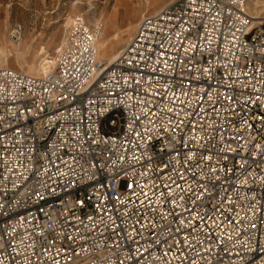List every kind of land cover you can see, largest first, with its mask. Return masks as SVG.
Instances as JSON below:
<instances>
[{"label":"built area","instance_id":"obj_1","mask_svg":"<svg viewBox=\"0 0 264 264\" xmlns=\"http://www.w3.org/2000/svg\"><path fill=\"white\" fill-rule=\"evenodd\" d=\"M251 1L173 0L111 64L76 17L44 74L0 65V264H264Z\"/></svg>","mask_w":264,"mask_h":264},{"label":"rangeland","instance_id":"obj_2","mask_svg":"<svg viewBox=\"0 0 264 264\" xmlns=\"http://www.w3.org/2000/svg\"><path fill=\"white\" fill-rule=\"evenodd\" d=\"M172 1L0 0V27L2 28L0 36L2 31L5 33V44L0 42V48L6 46L11 51L8 57L3 56L0 60L4 64L6 63L8 67L22 71L25 69L26 73L28 70H32L28 72L31 75L47 72L53 66L63 36L70 27L66 26L68 20L73 18L75 22L76 17H83L90 25L100 20L103 22L104 32L101 40L106 38L113 39V34L125 31L128 24L131 23L132 30L127 34L125 43L120 45L110 42L108 47L104 49L99 47L101 58L111 61L122 52L130 38L135 35L138 23L143 17L155 14L160 8ZM144 14L146 15L144 16ZM15 21L23 25V38L19 45H15L9 35L10 25ZM27 40L33 43V48L27 53L25 62H23L17 60L15 50L17 49L16 47L22 49ZM40 45H45L50 54L49 58L41 66V55L36 53Z\"/></svg>","mask_w":264,"mask_h":264},{"label":"bare ground","instance_id":"obj_3","mask_svg":"<svg viewBox=\"0 0 264 264\" xmlns=\"http://www.w3.org/2000/svg\"><path fill=\"white\" fill-rule=\"evenodd\" d=\"M249 14L252 18V22H251V28L254 27L257 23H259L260 21H262L264 19V0H253L249 3ZM146 14H144L145 16ZM143 17V16H142ZM74 23L73 18H70L66 24V26H71ZM1 27H0V31H1ZM132 30L131 28V23L128 24V27L125 29V31H122L121 33H115L113 34V39L112 38H106V39H102L101 42L99 43V47L101 49H104L106 47H108V43L112 42L114 44H120L122 45L123 43H125V41L127 40V34L129 33V31ZM67 32L64 34L63 39L61 41V43L65 40L66 36H67ZM133 38V36L130 38V40L128 41V43L131 41V39ZM5 33L4 31H2V35L0 36V42L5 44ZM115 40V42H113ZM127 43V44H128ZM21 44V43H20ZM126 44V45H127ZM3 45V44H2ZM33 46V43H31L29 40H27L23 46V48L21 49L20 47H16L17 49L15 50V57L17 58V60H21L23 62H25V57L27 55V53L30 52L31 48ZM126 47V46H125ZM124 47V48H125ZM99 48V49H100ZM123 51V50H122ZM111 52V51H110ZM11 53V51L9 50V48H7L6 46H3L0 48V58L1 57H8V54ZM36 53H39L41 55V62H40V66L42 65V63L47 60L50 56L47 47L45 45H40L39 48H37ZM108 53V51H107ZM122 53V52H121ZM120 53V54H121ZM38 54V55H39ZM119 54V55H120ZM119 55L115 56V58H113L111 61H107L108 64H111ZM37 57V56H36ZM99 57L101 58L100 54ZM103 59V58H101ZM105 60V59H103ZM0 65L2 66H8L6 63L4 64V62L2 63V61L0 60ZM39 66V65H38ZM23 69V68H22ZM23 71L25 72V69H23ZM32 70H28V72H31ZM40 71V70H39ZM40 73V74H36L37 76L44 74Z\"/></svg>","mask_w":264,"mask_h":264}]
</instances>
